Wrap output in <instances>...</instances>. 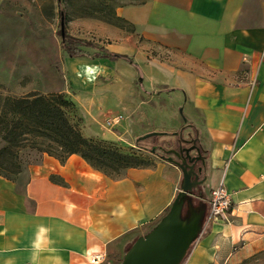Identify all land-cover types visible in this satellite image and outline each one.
Instances as JSON below:
<instances>
[{
	"label": "crops",
	"instance_id": "0c3cea01",
	"mask_svg": "<svg viewBox=\"0 0 264 264\" xmlns=\"http://www.w3.org/2000/svg\"><path fill=\"white\" fill-rule=\"evenodd\" d=\"M116 15L126 29L84 25L97 27L100 48L129 61L70 59L71 86L100 96L116 92L104 80L129 90L140 72L168 88L205 160L206 180L186 198L203 213L202 227L183 264H264V0H127ZM182 182L165 160L114 179L79 155L65 163L40 155L15 180L0 175V264H92L99 256L121 264ZM221 182L232 211L208 223ZM183 217L191 218L188 207Z\"/></svg>",
	"mask_w": 264,
	"mask_h": 264
},
{
	"label": "rangeland",
	"instance_id": "374dc122",
	"mask_svg": "<svg viewBox=\"0 0 264 264\" xmlns=\"http://www.w3.org/2000/svg\"><path fill=\"white\" fill-rule=\"evenodd\" d=\"M126 1L4 0L0 16V99L62 94L75 104L69 113L70 120L84 138L135 156L143 164L167 161L169 157L178 161L174 152L180 148H193L191 156L197 157L199 153L202 156L199 140L193 132L188 133L190 128L181 109L173 104L170 90L149 84L133 65L132 69L138 73H134L129 90L126 82L109 79L104 82L114 83L116 92L91 96L79 94L69 82L71 58L61 47L60 9L66 14L68 35L101 47L106 41H98L97 27L84 24L119 23L116 10ZM119 24L126 29L125 24ZM85 51L90 55L86 60L97 59V50L85 48ZM117 71L121 77L126 76V63ZM154 133L157 135L151 136ZM3 146L0 140V149ZM40 155L36 151H22L21 163L24 166ZM197 168H202L201 161ZM103 171L114 179L126 173L120 170L117 177L110 168L103 167Z\"/></svg>",
	"mask_w": 264,
	"mask_h": 264
},
{
	"label": "trees",
	"instance_id": "16d2710c",
	"mask_svg": "<svg viewBox=\"0 0 264 264\" xmlns=\"http://www.w3.org/2000/svg\"><path fill=\"white\" fill-rule=\"evenodd\" d=\"M60 13L65 20L66 14L62 8ZM116 22L124 24L117 15ZM119 23L110 24L122 26ZM61 47L71 59L89 58L90 55L85 48H91L97 50L95 55L97 59L129 61L126 56L110 54L92 42L67 33L61 39ZM99 52L102 54L100 55ZM74 107L75 104L62 94H30L21 98L2 97L0 99V140L4 146L0 149V175L9 180H15L22 172L20 154L25 150L48 155L61 163H65L72 155H79L93 168L105 174L103 167L112 169L117 177L120 176L119 171L123 169L153 166L152 163L143 164L135 156L121 154L84 138L70 120L69 113ZM170 209L166 211V215ZM193 245L194 243L187 256Z\"/></svg>",
	"mask_w": 264,
	"mask_h": 264
},
{
	"label": "water",
	"instance_id": "95a60500",
	"mask_svg": "<svg viewBox=\"0 0 264 264\" xmlns=\"http://www.w3.org/2000/svg\"><path fill=\"white\" fill-rule=\"evenodd\" d=\"M61 35L62 38L66 35L63 16ZM156 135L157 133L151 134V136ZM192 150L193 148H180L179 152H174L178 161L172 157L166 158L183 173L181 190L169 213L153 230L136 240L121 264H183L190 247L201 231L203 219V213L195 210L192 201H186L193 189L203 185L206 180L200 179L205 168V160L200 153L197 157L191 156ZM199 161L202 163V168H197ZM186 207L191 211L190 219L183 217Z\"/></svg>",
	"mask_w": 264,
	"mask_h": 264
},
{
	"label": "built area",
	"instance_id": "2783aa9c",
	"mask_svg": "<svg viewBox=\"0 0 264 264\" xmlns=\"http://www.w3.org/2000/svg\"><path fill=\"white\" fill-rule=\"evenodd\" d=\"M233 207L232 198L223 182L211 191L210 213L208 223L224 220L231 213ZM104 257H94L92 264H103Z\"/></svg>",
	"mask_w": 264,
	"mask_h": 264
}]
</instances>
